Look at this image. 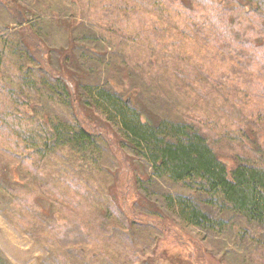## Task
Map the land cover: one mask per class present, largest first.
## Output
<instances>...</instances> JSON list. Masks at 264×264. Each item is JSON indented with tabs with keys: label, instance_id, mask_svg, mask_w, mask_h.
Instances as JSON below:
<instances>
[{
	"label": "trees",
	"instance_id": "1",
	"mask_svg": "<svg viewBox=\"0 0 264 264\" xmlns=\"http://www.w3.org/2000/svg\"><path fill=\"white\" fill-rule=\"evenodd\" d=\"M105 1L99 6L97 0H91L94 4L88 6L97 25L91 27L94 32L88 31L91 46L99 44L95 38L98 32L105 43L103 51L110 55L105 66L108 78L100 87L91 82L84 85L82 73H75L80 66L71 63L68 68L65 58L60 68L51 67L44 39L32 26L22 25L24 20H18L19 34L2 29L0 202L5 212L0 208V214L47 250L54 264L78 263L87 257L82 253L113 251L106 243L111 235L116 236L118 219L125 218L128 227L129 221H134L124 205L136 193V179L127 177L129 184V179L122 182L120 173L128 174L125 170L131 168L132 156L143 155L153 176L184 185L186 196L166 197L172 209H179L181 202L193 206L192 215L179 209V215L192 225L222 232L225 215L214 219L201 209L205 205L237 214L249 224L264 225L261 139L245 146L237 138L227 137L242 138L232 129L212 137L210 115L193 116L198 122L175 112L164 118L149 117L141 110L143 104L135 110L124 102L121 84L115 82L136 86L142 93L151 85L161 94L162 87L165 95L170 94L179 104V84L190 83L186 72L193 67L191 43L197 35L213 56L236 61L242 48L264 61V54L254 44L255 39H264V0ZM121 1L125 6L119 5ZM0 2L9 9L10 0ZM176 4L179 10L173 8ZM92 7L97 11L92 12ZM182 41L189 47L188 53ZM126 47L130 50L123 53ZM40 68L46 79L39 73L36 77ZM211 77L213 87L223 93L237 80L227 74ZM229 99L242 108L243 100L235 92ZM258 105H251L249 119L264 127V104ZM232 122L239 133L240 121ZM245 122L243 119L242 126ZM260 130L264 132V128ZM101 138L111 144L112 154L118 153L116 158L123 157L125 162L120 161L109 182L93 175L90 187L84 189V177L97 171L101 161ZM223 144H232L237 150H226ZM105 184L114 188L112 193L105 190L101 194L95 187ZM124 184L129 191L122 195ZM24 191L31 195L30 200L22 196ZM84 206L91 208L92 217L80 214L79 208ZM7 211L10 217L5 216ZM58 214L62 222L56 221ZM98 224L104 228L102 233ZM121 233L126 235L125 230ZM95 243H99L97 249ZM0 264H9L2 254Z\"/></svg>",
	"mask_w": 264,
	"mask_h": 264
},
{
	"label": "rangeland",
	"instance_id": "2",
	"mask_svg": "<svg viewBox=\"0 0 264 264\" xmlns=\"http://www.w3.org/2000/svg\"><path fill=\"white\" fill-rule=\"evenodd\" d=\"M14 1L16 0H10L9 9L0 2V36L4 33L2 31L4 28L8 33H18V20L22 19L24 20L22 25L32 26L33 30L44 39L48 50L46 56L50 60L51 67L60 68L65 58L68 68L71 63L80 66L75 73L78 75L82 73L84 85L91 82L99 87L103 86L108 78L105 66L110 55L108 51H103L102 44L105 43L98 32H95V38L99 44L91 46V40L88 38V31L94 32L91 27L97 26L93 23V15L88 11V6L94 4L91 0ZM97 2L99 6L106 4L104 0H97ZM175 2L180 3V0ZM119 5L125 6L124 1H121ZM173 6L175 10H179L178 4ZM91 11L96 12L97 8L92 7ZM177 23L179 24V18ZM201 41L202 37L197 35L191 43L193 48L190 55L193 67L186 72L190 74L191 79L190 83L183 81L179 84V104L170 94L165 95L162 87H160L161 94H158L151 85H148L142 93L136 86L115 80L121 84L124 91V102L130 92H135L134 97H131L132 107L137 110L140 104H143L141 110H146L149 117L160 115L164 118L175 112L185 116L187 121L198 122L193 119V116L210 115L213 127L212 137H216L225 129H232L234 135H241L242 138L230 135L227 137L237 138L240 142H244L245 146L261 139V145L264 146V132L260 130L264 128L263 125L249 119L252 106L264 104V61L257 55L249 53V49L242 48H239L241 50L238 51L240 52V56H237L238 60L233 61L230 58L225 60L223 57L213 56L209 50L205 51ZM254 44L257 45V50L264 54V39H255ZM182 48L188 53L189 47L183 41ZM129 50L130 48L126 47L122 49V52ZM134 52L135 50L131 54ZM38 73L40 77L46 79L45 75H42L41 68L36 71V77ZM225 74L234 75L237 80L231 86V90L223 93L213 87L211 76H225ZM117 90L121 89L117 88ZM232 91L243 100L242 108L234 105L229 99ZM243 119H246L245 126H242ZM232 120L240 121V124H237L241 126L239 133L236 132V124ZM226 123H229V127L223 128ZM251 127L258 131L253 133L250 130ZM109 145L111 146L103 139L100 148L102 157L98 163V169L86 174L81 184L84 189L90 187V179L93 175L98 174L101 182H109L120 161L124 164L125 158L121 157L120 160L116 158L118 153L113 155ZM226 146V150H237L232 147V144H223V147ZM130 162L131 168L125 170L128 174L120 173L119 179L122 182L123 178L136 179V193L131 196L127 205H124V209L129 213L128 217L133 215L134 221H129L128 227V221L125 218L118 219L116 236L111 235L106 243V246L113 251L82 253L81 255L87 257L78 263L70 259L71 264H88L86 261L89 264H184L183 260H187L190 264H264V225L249 224L237 214L223 213L218 206L211 208L205 205L201 209L210 217L221 219V216L225 215L222 232L218 234L215 230L194 226L179 215V209L192 215L193 206L188 207L187 202H181L179 209H172L173 205L168 204L166 197L176 199L179 195L186 196L187 191L184 185L163 181L153 176L151 164L143 155L132 156ZM120 167L123 168V166ZM21 180L23 181V177ZM129 182L130 179L127 180L128 184ZM95 187L101 194H104L105 190L112 193L114 189L108 184ZM126 189L129 191L126 184L122 185L120 190L122 195L125 194ZM22 196L29 200L32 198L26 191L22 193ZM0 208L2 212H5L2 201ZM79 212L84 218L92 217L89 206L79 208ZM6 214V217L11 216V212L7 211ZM58 216L59 218L55 217L56 221L62 222V215L58 214ZM97 229L101 233L104 231L99 224ZM122 230L126 231L125 236L122 235ZM98 246L99 243L94 244L95 249ZM0 254L9 264H54L55 261L47 250L30 236L10 225L1 214ZM81 257L78 256V258Z\"/></svg>",
	"mask_w": 264,
	"mask_h": 264
},
{
	"label": "water",
	"instance_id": "3",
	"mask_svg": "<svg viewBox=\"0 0 264 264\" xmlns=\"http://www.w3.org/2000/svg\"><path fill=\"white\" fill-rule=\"evenodd\" d=\"M134 94H135V92H130V93L126 96V98H125V103H126L129 107H132L131 97H134ZM56 216H57V218H59L58 215H56Z\"/></svg>",
	"mask_w": 264,
	"mask_h": 264
}]
</instances>
